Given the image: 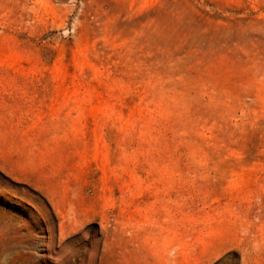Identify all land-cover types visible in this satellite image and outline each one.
I'll use <instances>...</instances> for the list:
<instances>
[{"label":"rangeland","instance_id":"obj_1","mask_svg":"<svg viewBox=\"0 0 264 264\" xmlns=\"http://www.w3.org/2000/svg\"><path fill=\"white\" fill-rule=\"evenodd\" d=\"M0 264H264V0H0Z\"/></svg>","mask_w":264,"mask_h":264}]
</instances>
